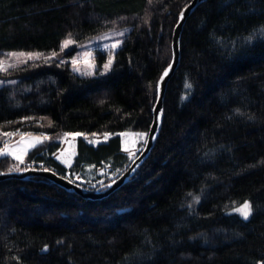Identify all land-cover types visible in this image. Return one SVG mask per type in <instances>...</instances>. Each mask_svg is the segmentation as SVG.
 Listing matches in <instances>:
<instances>
[{"label": "trees", "instance_id": "obj_1", "mask_svg": "<svg viewBox=\"0 0 264 264\" xmlns=\"http://www.w3.org/2000/svg\"><path fill=\"white\" fill-rule=\"evenodd\" d=\"M190 2L0 0V56L132 28L106 75L102 52L94 76L57 59L0 70L19 80L0 87V150L14 133L46 138L23 161L0 156V173L50 168L92 189L123 174L145 146L132 156ZM163 110L149 157L107 197L0 180V264H264V0L195 9Z\"/></svg>", "mask_w": 264, "mask_h": 264}, {"label": "rangeland", "instance_id": "obj_2", "mask_svg": "<svg viewBox=\"0 0 264 264\" xmlns=\"http://www.w3.org/2000/svg\"><path fill=\"white\" fill-rule=\"evenodd\" d=\"M131 29L132 28L130 26H126L105 31L83 43L78 44L75 50L73 39L67 38L63 41L61 49L56 52L45 53L38 50L6 51L2 56H0V70H7L10 67L21 65L28 61L57 59L61 62L69 63L71 69L81 76H94L98 73L99 68L97 55L102 52L106 54L107 59L100 68V74L106 75L111 72L113 68L116 50L123 43ZM67 40H71V43L67 47H64L65 41ZM29 54H39V58H29ZM105 65H108V67H105ZM18 83L19 80L17 79L4 80L0 78V87L4 85H13L16 87ZM22 90L24 91L25 88L22 87ZM31 135L34 134H11V138L9 139L10 141H8V143H6L0 150V152H4L6 154L0 156L8 155V153L11 152L13 153L14 148L17 147L15 143ZM60 140L64 142L65 137H62ZM146 140L147 137L145 134L140 135V137L137 138L136 142H139L136 146H134V149L131 150L133 157L136 156L138 151L141 149V144L143 142L146 143ZM24 159L25 157L21 160L23 161Z\"/></svg>", "mask_w": 264, "mask_h": 264}, {"label": "water", "instance_id": "obj_3", "mask_svg": "<svg viewBox=\"0 0 264 264\" xmlns=\"http://www.w3.org/2000/svg\"><path fill=\"white\" fill-rule=\"evenodd\" d=\"M205 1L207 0H191V2L183 8L180 14L179 21L176 25L173 35L172 61L170 65L165 69L158 82V96L157 102L153 110V123L148 133L145 146L123 174H121L118 178L112 180L111 182L96 189L88 188L77 182H74L70 178L62 176L50 168L28 167L22 170L0 173V180L11 178L27 180L33 177H44L70 192H75L85 199L92 200L107 197L115 190L120 188L123 184H125L136 173L137 169L144 163V161L149 157L152 149L155 146L156 139L160 133L163 121V102L166 88L169 80L176 72L181 60V35L184 24L188 17L195 11V9ZM165 73L167 74L165 75Z\"/></svg>", "mask_w": 264, "mask_h": 264}, {"label": "crops", "instance_id": "obj_4", "mask_svg": "<svg viewBox=\"0 0 264 264\" xmlns=\"http://www.w3.org/2000/svg\"><path fill=\"white\" fill-rule=\"evenodd\" d=\"M46 140L45 137L39 136V135H31L27 136L25 139L21 141H17L15 144L17 147L14 148L13 153H8L12 158L16 159L17 156L21 157L23 159L25 155L33 149L35 146L43 143ZM17 159V160H21ZM22 161V160H21Z\"/></svg>", "mask_w": 264, "mask_h": 264}, {"label": "snow or ice", "instance_id": "obj_5", "mask_svg": "<svg viewBox=\"0 0 264 264\" xmlns=\"http://www.w3.org/2000/svg\"><path fill=\"white\" fill-rule=\"evenodd\" d=\"M251 39V37H249ZM71 43V40L65 41L64 47H67ZM23 55V54H21ZM29 58H39V54H29ZM111 63V62H109ZM105 67H108V65H105ZM167 73H165L166 75ZM190 87V85H189ZM6 154L4 152H0V155ZM16 159H21V157L17 156ZM238 212L242 214L244 218H247L251 214V205L248 203H245L243 207L236 209Z\"/></svg>", "mask_w": 264, "mask_h": 264}]
</instances>
